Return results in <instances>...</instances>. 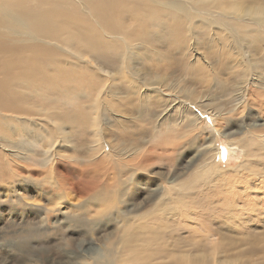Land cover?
<instances>
[{"label":"rangeland","instance_id":"obj_1","mask_svg":"<svg viewBox=\"0 0 264 264\" xmlns=\"http://www.w3.org/2000/svg\"><path fill=\"white\" fill-rule=\"evenodd\" d=\"M190 1L191 5L186 4V0H119L123 29L131 32L129 28L136 22L141 29L140 36L133 39L130 66L149 81L175 88V92H170L175 97L180 95L181 99L192 100L193 103L213 99L211 102L218 106L216 110L230 108L235 94L232 90L248 72L246 65L245 69L236 67L237 73L230 68L231 55L235 56L236 49L243 47L245 60L248 62L251 55L258 70L264 68V36L241 20L242 16H247V10H243L246 6L264 5V0ZM33 5L37 10L59 8L77 11L80 18L77 26L84 37L56 44L55 40H44L40 36L45 46L55 47L51 56H45L28 49L35 40L26 37V31L29 35L35 30L28 28L25 20L15 25V29L25 33L22 38H17L11 31L0 32V79L6 77V61L12 65L10 70L13 73L20 74L9 76L5 83H0L2 95L11 100L8 103L3 99L0 105V137L11 139L17 146L13 149L19 152L8 156L0 150V172L7 173V169L12 167L20 177L34 179L37 185L28 183L26 188H13V196L17 192L22 194L24 201L32 204L34 212L30 207L23 212L25 206L18 201L19 197L14 201L8 195L10 184L0 189V264H22L20 245L26 233L35 225L40 229L37 219L39 213L44 212L43 208H50L52 210L48 212H51L58 207L50 202L46 193L50 179L44 171L45 142L50 134H56L54 126L65 128L64 134L71 135L73 141L59 151L63 155L60 163L77 162L80 163L77 166L85 168L86 163L93 162L98 155L90 148L91 121L96 117L103 120L104 135L112 148V154L98 167L102 170L103 165L114 163L116 174L115 180L100 183L103 187L99 193L104 197L95 192L87 194L91 191L82 188L80 197L73 194L74 200H65L74 204L65 205L64 201L61 207L66 215L70 213L76 217L80 211L82 217L92 219V232L79 231L73 237L82 252L93 258L100 257L104 253L100 248L108 241L118 239L116 242H119V238L127 236L128 246L124 248L119 244L123 264H182L191 254L206 255L212 248L216 249L214 257L217 264H258V261H263L264 141L246 131L257 123L259 132L264 133V113H256L259 109L262 112L263 107L253 106L252 116H247L246 111H236L225 115L224 120L220 118V130L226 136L213 144L211 139L214 137L210 133L197 137L198 130L187 132L176 125L179 115L176 107L163 111L162 104L156 100L144 102L139 93L122 82L116 80L111 89L104 87L103 99L98 98L96 95L102 84L94 85L88 63L80 62L74 55H83L90 62L95 59L106 68L117 71L126 53L125 46H114L102 53L89 55L81 43L87 40L90 44L92 30L96 27L82 5L75 0H63L61 4L47 0ZM127 19L132 21L124 23ZM190 34L194 36L197 52L182 45L183 38ZM215 34L217 38L210 37ZM117 42L111 37V44ZM70 43L80 44L76 54ZM183 48L191 50V61L183 55ZM205 55L213 60V65L209 66L203 60ZM190 91L194 94L187 96ZM4 105L9 110L1 108ZM13 109H17L16 114L12 113ZM28 117L39 119L38 122L44 125L33 127V132L26 121ZM244 119L250 127L242 124ZM183 127L188 129L191 126L183 124ZM230 139L251 140L253 143L248 155L241 145L231 146ZM215 147L223 151L222 157L219 154L217 159L218 170L223 172L219 176L210 175L203 162L204 154ZM232 147H235L234 151ZM121 148L130 155L149 148L152 158L146 162L145 170L160 180L164 177L165 186L162 183L155 187L158 179L147 182L140 178L130 196L127 197L125 192L122 198L121 207L127 221L114 218L111 222L107 218L110 193L120 189L121 194L127 182L119 178V164L124 161L119 157ZM7 159L11 161L10 166ZM80 177V172L73 171L71 180L78 182ZM5 178L10 179L9 174ZM41 186L44 192L40 191ZM151 188V195H148ZM97 197L101 200L98 201ZM57 219L67 223L59 213L51 224ZM221 229L232 231L224 233ZM50 234L52 237L47 236L44 240L32 239L35 243L31 241L30 246L34 245L47 257L60 261L67 252L64 246L60 247L55 242L58 237Z\"/></svg>","mask_w":264,"mask_h":264},{"label":"bare ground","instance_id":"obj_2","mask_svg":"<svg viewBox=\"0 0 264 264\" xmlns=\"http://www.w3.org/2000/svg\"><path fill=\"white\" fill-rule=\"evenodd\" d=\"M46 1L47 0H16L15 2H10L9 0H0V3H2V5L0 4V32L5 34L11 31L17 38H22V36H25V33L15 29V25L18 23V21L22 22V20H25L28 23L27 27H32L33 30H35V33L29 35L26 31V37L35 40L34 43L28 46V49L45 56H51L54 53L55 47L45 46L43 41L40 40V36H43L44 40H55L56 44H61L64 40H69V42L73 40H82L84 35L81 34V30L77 26V23L80 21L77 11L62 10L59 8L37 10L33 5L42 4ZM53 1L57 4H61L63 2V0ZM75 1H77L84 7V9L87 10L96 27L92 30L93 39L88 38L90 44H87V40H84L81 43L86 46V49L88 50L87 54L91 55L92 52L102 53L104 50H109L110 48L118 45H124L126 48V53L122 58V64L117 71L106 68L103 66V63H100L95 59L90 62V60H88V58H84L83 55H74V58L78 59L80 62L83 63V61H86L88 63V69L90 71L88 72L90 79L94 82V85L99 86L102 84L103 87L100 88L99 94L96 95L98 98H101L104 87L111 89L117 80L125 85H129L131 89L139 93L141 100L144 102L150 103L153 100H156L159 102V105L162 104L164 106L163 111L167 109L171 110L176 107V112L179 114L177 116L176 125H180L182 129L187 132H189V130L191 131V129H194V131L198 130L199 132H197V137L206 132L210 133L212 138L214 137V139H211L213 140V144H216L217 141L221 140L222 136H226V134L220 130V124L222 123L220 118L224 120L226 117L225 115L236 111H241L244 113L246 111L247 116H252L250 111L253 110V106H257V108L259 106L261 109L263 107L262 112L259 109V111L256 113H259L260 115L264 113V68H262V70H258L257 65L253 64L254 58L251 55L248 56L247 62L244 58L245 54L243 53V47L236 49L235 56L233 57V55H231L233 58L232 63H234L232 64L230 61L229 63H231L230 68L235 73H237L236 67L242 66V68L245 69V65L248 66V68H246L248 72L244 74L243 78L236 84V86H234L232 90V92H235L231 98L233 105L230 108L216 110L218 106L212 103L213 99H209V101L198 100L196 103H193L191 102L192 100L190 101L188 99L189 101H187L185 99H181L180 95H177L179 97L176 98L177 96L175 97L172 95L173 93H170L175 92V88L169 86L166 87L160 82L149 81L130 66L129 61L132 51L133 39L140 36L141 29L140 24L137 22L129 28L131 32L123 29L120 18L121 7L119 0H102V2H99L98 0ZM191 3L192 2L190 0H186V4L191 5ZM172 6L173 4L170 5V7ZM193 9L195 8L193 7ZM245 9L247 10V16H242L241 20L244 23L252 26L254 32H258L264 36V5H250L246 6L243 10ZM131 21L132 19H127L124 20V23H129ZM43 27L46 28L43 30ZM111 37L118 42L116 44H111ZM210 37L217 38V34ZM193 40L194 36L192 34L187 35L183 38L182 45H187L186 47H189L190 49L197 52V46L194 44ZM196 41L198 44L197 39ZM69 46L75 53L78 52L80 44L70 43ZM190 52L191 50L183 48V55L188 58V61H191L190 56H192V54ZM202 58H204V56H202ZM203 60L207 62L209 66L213 65V60L208 56L205 55V59ZM89 65H91L92 68H90ZM4 66L6 69V77L0 79L1 84L5 83L6 78L9 76H13L14 74L17 76L20 75L19 73H13L10 70L12 65L9 62L6 61ZM212 70L215 71L214 68ZM179 92H181V90H179ZM193 94L194 92L190 91L187 96H192ZM183 97L184 96H182V98ZM3 99L6 102L11 103V100L4 97L0 91V105L3 104ZM99 105H101V100ZM213 105L215 107H213ZM224 105L226 106L227 103ZM189 107H191V109ZM222 107L223 106H221V108ZM1 108L7 109L5 105L1 106ZM12 113L16 114L17 109H13ZM186 120H190L191 122H186ZM26 121H28L33 132V127L37 128L44 125L42 122H38L39 119L33 117H28ZM102 122L103 120L99 117L93 118L91 121L92 141L90 148L92 152L97 153L98 155L93 158V162L86 163L85 168H80L77 166L80 165V163L77 162L74 164L60 163V157L63 155L60 154L61 152L59 151L64 149L63 147H66L73 142L71 135L64 134V132H66L65 128H62L58 125L57 127L54 126L56 134H50L48 136L49 139L45 142L46 150L44 151V160L46 170L44 171H46L49 176L50 186L46 193L49 194L48 197L50 202H53L54 205H57L58 207L56 210L51 212L48 211L52 209L43 208L44 212L39 213L37 219L40 221V229H38L37 225H35L26 233V237L20 245V261L22 264H123L120 258V253L122 252L120 251V247L124 246L125 248L128 246L129 241H127V236L119 238V242H116L118 239L108 241L107 245H104L100 248L104 251L102 256L94 258L92 256H88L85 254V252L80 250V246L75 243L73 237L76 234H79V231H83L85 233L92 232L90 230V222H92V219H86L82 217V213L80 211L76 217H72L70 213L66 215V212L63 211V208H61L66 199L74 200L75 197L73 194H75L77 197H80L79 193L82 192V188L87 190V192L91 191L87 194H93V192H95L98 194V196L104 197L103 193H99V189L103 187L100 185V183L102 181L109 182V180H115L114 175L116 174V171L113 170L115 168L114 163L103 165L102 170L98 167L104 158H108L110 154H112L110 142L104 135ZM243 123L246 128L249 126L245 119L242 120V124ZM183 124L185 126L191 127L186 129L183 127ZM246 131L247 133L254 134L255 137L262 138V141H264V133L261 134V132H259L260 130L257 123L252 124L251 128H248ZM239 132L242 133L241 130ZM61 135L62 137L60 139ZM229 135H227V137H229ZM230 141L231 146L241 145L246 156L250 152L251 144L253 143L251 140L248 141L241 139H230ZM16 147L17 146L14 145V142L11 139H4L0 137V150L3 154L8 156L19 154L18 150L13 149ZM174 149L175 146L172 147V150ZM212 149L208 150L207 154L203 153L205 156L203 162H205V167H208L207 172L210 175L217 174L219 176L222 175L223 172L218 170L219 161L217 162V159L220 157L219 154L222 157L223 151H219L217 147H215L213 150ZM232 149L234 151L235 147H232ZM20 150H22V147H20ZM150 153L149 148H146L145 150H139L132 155L123 152V148L120 149L119 157H122L124 161H122V165L117 163L121 166L119 169V178L122 182H126V180L127 182L124 185L121 194L120 189L114 190L110 193V203L108 204V207L110 208L107 215L109 221L113 222L114 218L127 221L126 216H123L124 208L122 209V198L124 197L125 192L127 193V197L130 196L131 191L137 187L138 180L140 178L145 179L147 182H155L156 179H158V183L154 185L155 187L159 186L165 181L163 179L164 177H162V180H160L156 176H150L148 171L145 170L146 162L152 158ZM6 163L8 166H10L11 161L7 159ZM73 171L80 172L81 174L80 180L78 182H72L71 180ZM110 172L112 174L108 175ZM7 174H9L10 179L5 178ZM0 175V189L6 187V184H10L7 188V191L9 192L8 195L11 196L14 201L19 197L18 201H20V203L23 202L25 206L23 207V212H26L25 209L27 207L33 208L31 203L24 201L22 194L17 192L16 196H13V188L17 189L18 186L26 188L28 183H33V185L35 184L37 187L35 180L31 178L25 179L24 177H20L19 173L12 167L7 169V173L0 172ZM38 184L43 185L39 182ZM162 185L165 186L164 183ZM41 188L42 189H40V191L44 192L43 186H41ZM151 191L152 188L148 189V195H151ZM39 195H41V192H39ZM97 199L98 201L101 200L99 197H97ZM68 204L74 203L72 201H65V205ZM45 210L47 213H45ZM59 213H61V215L66 218L65 222L68 224L63 223L58 219L56 222L51 224V220L54 217H58ZM50 216L52 217L51 220ZM221 230L224 233L225 231H232L230 229ZM50 233H54V235L58 237L55 242H57L58 246L60 247L64 246L65 251L67 252L65 253V256L60 258V261H54L52 258L47 257L45 252H42V250L38 247H34V245L33 247L30 246V242H33L32 239L44 240L47 238V236L52 237V234ZM119 244H121V246ZM70 251H73L74 254ZM215 251L216 249L212 248L208 250L206 255L204 253H197L194 256L191 254L189 259H184L182 261V264H217L218 260L214 257ZM250 264H252V262H250ZM258 264H264V260L260 262L258 261Z\"/></svg>","mask_w":264,"mask_h":264}]
</instances>
